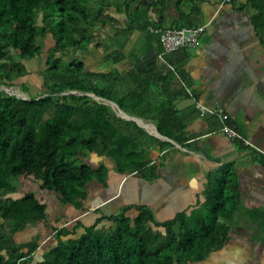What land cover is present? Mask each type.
<instances>
[{
  "label": "trees",
  "instance_id": "obj_1",
  "mask_svg": "<svg viewBox=\"0 0 264 264\" xmlns=\"http://www.w3.org/2000/svg\"><path fill=\"white\" fill-rule=\"evenodd\" d=\"M205 1L0 0V264H205L223 251L242 211L230 165L209 174L202 201L171 220L155 221L146 207H136L137 215L130 217V209L124 208L84 227L79 236L81 225L75 224L54 229L51 240L40 246L33 240L26 250L15 239L27 227L48 226L46 206L36 193L15 196V181L22 176L32 178L41 191L55 194L60 204L74 207L84 200L89 182L106 180L103 164L93 167L86 162L90 154L107 158L123 176H158L149 151L162 152L173 144L147 135L110 104L131 118L151 122L160 136L181 146L183 124L174 102L187 91L171 92L167 86L172 70L181 81V65L172 60L181 50L140 64L122 52L105 56L113 64L126 61L129 67L123 72L91 71L84 56L106 53L108 46L98 33L107 19H113L107 10H124L130 20L134 8L158 9L157 23L134 20L124 31L152 33L154 28L204 26ZM208 1L250 10L251 24L264 44V0ZM171 15L174 19L168 24ZM48 42L51 47L46 49ZM77 53L82 57L76 58ZM32 62L40 65L41 94L21 99L6 91L19 84L28 92L20 81L32 74ZM152 86L163 101L151 99ZM253 214L251 223L264 235V210ZM103 221L106 224L99 226Z\"/></svg>",
  "mask_w": 264,
  "mask_h": 264
},
{
  "label": "crops",
  "instance_id": "obj_2",
  "mask_svg": "<svg viewBox=\"0 0 264 264\" xmlns=\"http://www.w3.org/2000/svg\"><path fill=\"white\" fill-rule=\"evenodd\" d=\"M201 10L205 28L200 45L174 54L173 62L181 65V81L172 70L167 82L171 92L187 91V95L181 94L174 102L185 141L181 146L176 145L157 131L156 134L151 122L134 121L147 135L173 144L162 152L149 151L158 176L154 179L139 174L123 176L114 171L107 158L90 154L86 162L93 167L103 164L107 168L106 180L105 183L89 182L84 200L76 207L60 204L55 194L41 191L32 178L22 176L15 181V196L36 192L37 199L46 206L48 226L40 223L27 227L19 232L18 239L22 238L23 242L36 239L40 246L43 241L51 240L54 229L62 226L71 229L75 224L81 225L77 230L79 236L84 227L93 225L99 218L115 216L124 208L130 209V217L137 215L136 207H146L152 211L155 221L171 220L202 201L209 174L230 165L241 192L242 211L230 228L223 251L212 254L205 264H264V242H261L264 235L251 223L253 212L264 210V44L251 24L250 10L241 11L232 4L208 0ZM106 13L113 19H107L105 29L98 34L108 49L106 53L94 51L98 58L91 62L100 67L98 71L128 69L126 61L117 64L108 61L105 56L109 53L134 56L139 64L157 55L160 46L154 34L124 31L134 20L157 23L158 9L134 8L130 20L124 10L118 12L112 8ZM173 19L172 15L168 16L166 22L171 24ZM150 94L151 99L163 101L157 87L152 86ZM198 106L222 110L229 118L227 125L251 145L223 135L218 119L200 112Z\"/></svg>",
  "mask_w": 264,
  "mask_h": 264
},
{
  "label": "built area",
  "instance_id": "obj_3",
  "mask_svg": "<svg viewBox=\"0 0 264 264\" xmlns=\"http://www.w3.org/2000/svg\"><path fill=\"white\" fill-rule=\"evenodd\" d=\"M204 28L205 26H201L198 28L152 29L151 32L154 33L158 38L160 46V51L157 53V56L162 59L163 56L178 50L198 48L200 45L201 36L204 32ZM198 108L202 113H208L212 116H215L221 124L220 132L227 136L230 140L241 141L246 146L251 145L237 130L232 128L230 125H227V121L229 118L226 114L223 113L222 110H206L201 106H198ZM45 241H43V243H45Z\"/></svg>",
  "mask_w": 264,
  "mask_h": 264
},
{
  "label": "rangeland",
  "instance_id": "obj_4",
  "mask_svg": "<svg viewBox=\"0 0 264 264\" xmlns=\"http://www.w3.org/2000/svg\"><path fill=\"white\" fill-rule=\"evenodd\" d=\"M49 47H51V44L48 42L46 44V49H48ZM75 57L76 58H81L82 56H80L79 53H77V54H75ZM84 57H85L84 62L86 63V66L89 67L91 71H98V69L100 67H96V65L95 66L91 65L92 64L91 62H93L94 60H96L98 58V56L96 54H94V51H92V53L90 55H86ZM39 67H40V65L38 63H35L34 64L32 62V65L30 66V68H31L30 69L31 70L30 72L32 74H30L29 76L25 77L24 79H22L20 81V82H22L24 85H26L28 87V92L27 91L23 92L20 89L19 84L13 86L12 88L5 89V90L8 91V92H10V93H12V94H14V95H17L21 99H28L29 95L30 96H38V95H40L41 92H40L39 89H40V80H41V77H40V74H38V68ZM95 99L97 101H101L98 98H95ZM106 103L107 104H110L108 102H106ZM110 109L113 110V111L115 110L117 113H119L117 111V109L114 106H112L111 104H110ZM34 193H36V192H34ZM19 234H21V233H18L16 235V238H15L16 241H17L16 243L19 244L23 248V250H26L27 247H29L32 244L33 240L30 239L29 241H26V242L24 241L23 242V239L22 238H19V239H21L20 241H22V242H20L19 239H18V235ZM48 243L49 242H47L45 245H43V247H46ZM43 249H40V251L42 252Z\"/></svg>",
  "mask_w": 264,
  "mask_h": 264
},
{
  "label": "water",
  "instance_id": "obj_5",
  "mask_svg": "<svg viewBox=\"0 0 264 264\" xmlns=\"http://www.w3.org/2000/svg\"><path fill=\"white\" fill-rule=\"evenodd\" d=\"M66 94H69V93H66ZM90 96H92V95H90ZM93 98H96V97H94V96H92ZM111 105L112 106H114L116 109H117V111L119 112V113H117V115L118 116H121V117H123V118H125V119H127V120H132V121H135L136 120V118H131V117H129V116H127L126 114H124L122 111H120L118 108H117V106L116 105H114V104H112L111 103ZM121 114H123V115H125V116H122ZM155 129V128H154ZM155 133H156V129H155ZM157 134V133H156Z\"/></svg>",
  "mask_w": 264,
  "mask_h": 264
},
{
  "label": "bare ground",
  "instance_id": "obj_6",
  "mask_svg": "<svg viewBox=\"0 0 264 264\" xmlns=\"http://www.w3.org/2000/svg\"><path fill=\"white\" fill-rule=\"evenodd\" d=\"M122 116H125V115H123V114H121Z\"/></svg>",
  "mask_w": 264,
  "mask_h": 264
}]
</instances>
